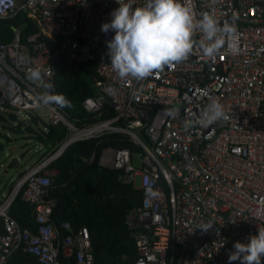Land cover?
Returning <instances> with one entry per match:
<instances>
[{"label": "built area", "instance_id": "2783aa9c", "mask_svg": "<svg viewBox=\"0 0 264 264\" xmlns=\"http://www.w3.org/2000/svg\"><path fill=\"white\" fill-rule=\"evenodd\" d=\"M122 2L138 7L145 0ZM181 3L191 5L196 19L211 15L235 33L225 35L221 52L209 58L197 32L187 61L137 81L120 79L107 55L106 41L114 33H103L101 25L110 22L116 0H0V20L24 15L37 29L24 40L12 27V41L0 44L1 113L27 122L32 114L44 137L49 126L69 132L0 200V264H11L19 253L38 264H97L88 228L76 231L70 222L60 228L52 220L57 173L49 167L79 141L108 134L121 135L136 150L109 148L100 159L101 167L120 173L123 185L135 187L140 178L141 206L125 220L136 245L134 264H228L234 243H247L264 228V0ZM62 55L74 63H98V95L83 107L93 116L109 109L113 115L79 126L61 106L37 107L45 89L29 73L39 69L56 93L54 65ZM212 99L229 119L205 126L200 117ZM138 153L140 168L133 165ZM20 194L33 208V230L10 215Z\"/></svg>", "mask_w": 264, "mask_h": 264}, {"label": "trees", "instance_id": "16d2710c", "mask_svg": "<svg viewBox=\"0 0 264 264\" xmlns=\"http://www.w3.org/2000/svg\"><path fill=\"white\" fill-rule=\"evenodd\" d=\"M12 27L21 30L22 39L37 31L34 22L26 16L0 20V44L12 41ZM98 63H74L65 55L56 60V94L70 101V106H61L70 121L79 126L105 119L114 114V110L103 117L88 114L84 101L97 96L95 87ZM51 133L46 136L52 146L60 145L68 136L66 127L49 126ZM41 132L38 139L44 140ZM109 148L128 149L135 147L121 135L108 134L101 138L79 141L63 157L49 167L57 177L51 189L50 198L55 201L52 220L61 228L70 222L76 231L86 227L91 232L92 250L97 264H134L137 250L132 231L126 226V215L141 206L143 193L135 186L123 185L120 173L100 166L103 152ZM96 155V160L92 158ZM10 215L19 221L25 229L36 226L33 208L20 194L11 208ZM11 264H38L23 253L17 254Z\"/></svg>", "mask_w": 264, "mask_h": 264}, {"label": "clouds", "instance_id": "9594fccd", "mask_svg": "<svg viewBox=\"0 0 264 264\" xmlns=\"http://www.w3.org/2000/svg\"><path fill=\"white\" fill-rule=\"evenodd\" d=\"M116 2L119 7L110 13L111 20L101 25V31L114 33L113 38L106 41L107 55L120 79L140 81L158 74L166 66L187 61L197 45L194 39L197 32L201 34L198 46L203 55L214 58L224 47L225 35L235 33L233 26L221 27L211 15L203 14L196 19L191 5L181 0H145L144 5L138 7L122 0ZM28 78L45 89L37 96V107L70 106L65 96L52 91L51 83L43 81L39 69L32 70ZM109 91L114 92V89L109 87ZM227 119L223 105L212 99L203 109L199 122L207 126ZM211 226L202 229L206 231ZM233 248L234 251L228 253V264L235 261L261 264L264 228H258L257 235H250L247 243H234Z\"/></svg>", "mask_w": 264, "mask_h": 264}, {"label": "rangeland", "instance_id": "374dc122", "mask_svg": "<svg viewBox=\"0 0 264 264\" xmlns=\"http://www.w3.org/2000/svg\"><path fill=\"white\" fill-rule=\"evenodd\" d=\"M0 115L7 117L6 113H1ZM11 123L7 118L0 123V139L6 145V152L0 153V177L2 179V184H0V200L4 201L14 190L17 183L19 182L21 175L27 172L29 169L33 168L36 163L41 159V156L51 149L48 146H43L39 143L40 139L31 134H23L20 136L10 135ZM33 131L40 133L44 131V127H33ZM8 135L9 140L6 138ZM12 148H17L16 153H11ZM18 158L21 163V168L16 170L11 166V160ZM133 165L136 168H140L141 160L140 154H135L133 157ZM135 186L140 187V178L136 179Z\"/></svg>", "mask_w": 264, "mask_h": 264}, {"label": "water", "instance_id": "95a60500", "mask_svg": "<svg viewBox=\"0 0 264 264\" xmlns=\"http://www.w3.org/2000/svg\"><path fill=\"white\" fill-rule=\"evenodd\" d=\"M28 116L32 119L29 122L26 121L24 118H20L17 114L13 112L7 113V117H4L0 115V123L5 120V118L8 119V121L11 123V129L9 134L10 135H15V136H20L23 134H31L35 136L36 138L38 137L37 132L33 131V127H40L38 123V119H36L32 114H28ZM8 135L6 138L9 140ZM7 150L6 145L3 143V141L0 139V153H5ZM17 148H12L11 153H16ZM20 160L18 158H14L11 160V165L14 166L17 170L20 169Z\"/></svg>", "mask_w": 264, "mask_h": 264}, {"label": "crops", "instance_id": "0c3cea01", "mask_svg": "<svg viewBox=\"0 0 264 264\" xmlns=\"http://www.w3.org/2000/svg\"><path fill=\"white\" fill-rule=\"evenodd\" d=\"M42 137H44V136H42ZM43 139H44V140H40V141H39V143L42 144V147L45 146V145L48 146V148L50 147L49 149H51V147H52V148L55 147V146H52L51 141H48L46 137H44ZM51 150H52V149H51ZM51 150H50V151H51ZM47 153H48V152H47ZM40 161H41V159H40ZM40 161H39V162H40ZM39 162H38V163H39ZM38 163H36V165H37ZM36 165H35V166H36ZM11 166H12V165H11ZM19 166H20V168H21V163L19 164ZM12 168H14V166H12ZM15 169H16V168H15ZM16 170H17V169H16ZM0 184H2V179H1V177H0Z\"/></svg>", "mask_w": 264, "mask_h": 264}, {"label": "flooded vegetation", "instance_id": "af4514ba", "mask_svg": "<svg viewBox=\"0 0 264 264\" xmlns=\"http://www.w3.org/2000/svg\"><path fill=\"white\" fill-rule=\"evenodd\" d=\"M38 134V133H37Z\"/></svg>", "mask_w": 264, "mask_h": 264}]
</instances>
